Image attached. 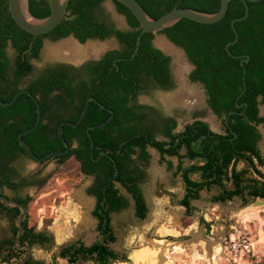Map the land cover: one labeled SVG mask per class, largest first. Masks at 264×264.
<instances>
[{"label":"trees","instance_id":"1","mask_svg":"<svg viewBox=\"0 0 264 264\" xmlns=\"http://www.w3.org/2000/svg\"><path fill=\"white\" fill-rule=\"evenodd\" d=\"M103 1L70 0L66 17L55 29L34 35L14 20L8 0H0V98L8 102L22 88L38 98L41 122L34 131L23 135L36 155L43 157L66 149L58 132L59 125L65 120L78 122L89 96L114 110L109 123L90 130L95 142L92 148L88 127L106 121L111 113L96 101H90L79 126H63V137L70 144L69 152L40 161V168L23 176L19 160L31 157L20 144L18 135L35 125L37 106L26 93L10 106L0 105V186L20 190L35 185L37 173L52 159L59 164L74 159L83 174L93 177L87 192L97 199L93 214L98 219V236L89 245L76 241L61 247L60 256L71 264L79 260H90L94 264L128 261L127 255L111 247L117 240L111 215L130 205L128 197L117 186L120 183L134 201L136 216L141 219L147 216L148 205L141 184L146 177L144 167L150 162L149 147L156 148L163 160L166 156L179 158L176 174H181L185 184L180 204L187 214H191L192 202L201 197L202 191L216 190L213 201L220 203L235 197L242 198L244 205L251 200L264 199V154L259 147L262 134L258 129L259 125L264 126V115L260 113V105L264 104V0L249 2L248 17L236 23L239 39L230 47L231 51L251 56L246 63L247 89L238 101L243 89V66L240 58L228 54L226 44L235 38L232 19L245 13L241 0H231L226 15L218 22L201 23L183 18L161 31L182 46L194 64L190 79L205 88L208 107L221 120L222 132L212 130L201 119L177 131L173 117H165L155 107L139 103V95L150 87L168 89L173 86L171 56L155 46V33H144L136 56L120 60L119 67H114L116 58L131 57L142 27L128 7L114 0L129 25L127 29L117 28L98 7ZM139 1L154 18L176 5L203 12H216L221 5V0ZM30 10L35 17L48 16L49 0H30ZM70 35L82 43L89 38L114 36L120 47L108 50L100 59L79 68L68 65L63 69H49L25 85L26 77L34 70L31 59L40 57L45 38L58 40ZM10 45L16 50L14 59L7 52ZM231 111L235 112L229 115ZM158 134L163 139H157ZM102 150L106 152L101 154ZM168 164L173 167L171 161ZM15 199L28 207L29 198ZM21 212L20 207L0 200V217L9 219L13 232L11 238H0V261L11 263L14 258L23 259L27 253L15 245ZM51 241V236L35 231L27 219L24 220L20 245L33 247L36 243L45 245ZM25 264L48 263L31 257Z\"/></svg>","mask_w":264,"mask_h":264},{"label":"rangeland","instance_id":"2","mask_svg":"<svg viewBox=\"0 0 264 264\" xmlns=\"http://www.w3.org/2000/svg\"><path fill=\"white\" fill-rule=\"evenodd\" d=\"M101 8L118 28H129L126 17L118 11L114 0H105ZM160 40L174 51L162 47ZM154 44L171 56L173 86L165 90L152 86L139 95V102L176 119L177 131L187 123L201 119L209 122L212 130L222 132L221 120L208 107L205 88L190 79L193 65L186 54L162 33H155ZM119 47L115 38L102 41L89 39L81 43L73 36L55 41L47 37L40 57L33 60L34 68L37 72L59 61L78 64ZM8 54L12 58L15 56L11 46L8 47ZM260 113L264 115V104L260 105ZM258 129L262 134L259 147L264 154V126L259 125ZM157 139H163V136L158 134ZM149 153L150 162L144 167L146 177L141 184L148 205L145 218L136 216L131 195L117 183L130 205L111 215L117 237L111 247L127 255L128 261L113 264H247L244 260L234 261L227 248L229 236L240 233L248 235L255 252L264 255V202L255 201L247 207L240 197L225 203L214 202L216 190L202 191L201 197L192 202L191 214H187L186 208L180 204L185 184L181 174H176L179 158L166 156L163 160L160 152L153 147H149ZM168 161L172 162V168ZM38 168L40 163L31 158L19 160L23 176H29ZM35 179L33 186L19 191L5 188V192L9 196L29 198L26 217L29 226L52 238L45 245H33L34 257L48 264H71L59 255L61 247L76 241L89 245L98 236V219L93 214L97 199L87 192L93 178L83 174L74 159L65 164L52 159L41 168ZM11 228L10 221L0 217V238L11 237ZM144 252L149 254L144 257ZM73 264L94 263L79 260Z\"/></svg>","mask_w":264,"mask_h":264},{"label":"water","instance_id":"3","mask_svg":"<svg viewBox=\"0 0 264 264\" xmlns=\"http://www.w3.org/2000/svg\"><path fill=\"white\" fill-rule=\"evenodd\" d=\"M69 1L70 0H49L51 12L46 17H35L32 14V12L30 10V0H8V3H9V10H10L14 20L17 22V24L21 28H23L24 30H26L30 33H33L34 35H38V34H45V33L52 31L64 20V18L66 17V14H67ZM117 1H119L120 3H122L123 5L128 7L133 12V14L136 16V18L138 19V21L141 24L142 30L137 37L136 47H135L131 57L130 58L118 57L113 61V66L116 68L119 67L118 61L133 59L136 56V54L139 52L141 39H142V36L144 33H150V32L159 33L161 31H163L164 29L175 25L179 20H181L183 18H187V19L197 21V22H201V23L218 22L219 20H221L226 15L228 7H229V3L231 0H221L220 8L216 12H203V11H199V10H196L193 8L181 7V6L176 5L174 8L167 11L166 13H164L163 15H161L158 18L152 17L146 11V9L140 3L139 0H117ZM241 1L244 3L245 13L242 16L235 17L234 19H232L231 26H232V29L235 33V38L228 41L226 44V50H227L228 54L232 57L240 58L241 64L243 66V89H242L241 93L238 95L237 101L245 93V91L247 89L246 63L251 59V56L249 54H234L231 51L230 47L232 45H234L239 39V31L237 29L236 23L239 21H242L248 17V15L250 13L249 2H255V1H259V0H241ZM158 48L162 49L161 47H158ZM22 93L28 94L35 101L36 106H37V120H36V123L34 126L20 132L18 135V138H19L20 144L26 149V151L30 155L31 159L36 161V162L44 161V160H46L52 156L63 155V154H67L69 152L70 144L63 137V126L65 124L71 125L73 127L79 126L87 114L90 101H96L102 108L107 109L111 113V116L106 121H104L100 124L91 125L88 127V136L91 140V147L92 148H94L95 142H94V139H93V136H92L90 130L93 128H98V127H102V126L106 125L114 117V110L113 109L107 107L98 98H96L94 96H89L86 99L85 107L83 109V112H82L78 122L74 123L70 120H65L59 125L58 132H59V135L62 138V140L66 146V149L64 151L51 152V153H49L43 157H40L33 152V150L27 145V143L23 139V135L34 131L41 122L42 110H41V105H40L38 98L30 90H28L26 88H22L8 102H5L0 98V105L3 107H7V106L12 105ZM245 105H246V103H245ZM237 106L242 107V104H237ZM233 112H235V111H231L229 113V115L232 114ZM226 122L227 123L229 122V117L227 118ZM207 124L210 127V123L207 122ZM0 128H1V118H0ZM236 135L237 134H235V136ZM105 152H106V150H102L101 154H104ZM95 160H97V159H95ZM3 190H4L3 187L0 186V200H2L5 203L16 205V206L20 207V209L22 211L21 215L18 218V235H17L16 241H15V244L19 248H21V247L26 248L27 254L23 259H21L20 261H16L13 264H25V262L32 255V248L29 245H19V242L21 241V237H22V234L24 231V220L26 219V217L28 215V208L25 205H23L22 203H20L18 200L9 198V197L5 196L4 194H2Z\"/></svg>","mask_w":264,"mask_h":264},{"label":"flooded vegetation","instance_id":"4","mask_svg":"<svg viewBox=\"0 0 264 264\" xmlns=\"http://www.w3.org/2000/svg\"><path fill=\"white\" fill-rule=\"evenodd\" d=\"M104 2V1H103ZM103 2H101L100 4H99V8L100 9H102L101 8V6H102V4H103ZM98 9V8H97ZM110 21H113L111 18H110ZM115 24V23H114ZM116 26V25H115ZM117 27V26H116ZM118 28V27H117ZM159 33H161V32H159ZM162 34H164V33H162ZM165 36H166V38L176 47V48H178V49H180V50H182L185 54H186V51L184 50V48L182 47V46H180V45H178V44H176L175 42H173L166 34H164ZM70 36H73L75 39H77L74 35H70ZM69 37V36H68ZM47 38V37H46ZM48 38H50V39H52L51 37H48ZM65 38H67V37H65ZM109 38H115L116 39V37H114V36H110V37H108V38H105V39H109ZM154 38H155V36H154ZM154 38H153V43H154ZM60 39H63V38H60ZM89 39H97V40H100V41H102V40H105V39H100V38H89ZM88 39V40H89ZM53 40V39H52ZM78 40V39H77ZM117 40V39H116ZM55 41V40H54ZM79 41V40H78ZM11 46V45H10ZM12 47V46H11ZM43 47H44V45H43ZM43 47H42V49H43ZM13 48V47H12ZM14 49V48H13ZM14 51H15V56H16V50L14 49ZM108 51V50H107ZM106 51V52H107ZM7 52H8V48H7ZM166 53V52H165ZM105 53H103L100 57H98V58H89V59H85V60H83L82 62H80V63H78V64H74V63H69V62H64V61H59V62H55V63H52V64H50V65H47V66H45L44 68H42V69H39L37 72L35 71V68H34V70H33V72L31 73V74H29L27 77H26V84L25 85H28L29 83H31L34 79H36L39 75H41L42 73H44V72H46V71H48L49 69H63L64 67L63 66H74V67H77V68H79V67H82L84 64H86L87 62H89V61H91V60H98V59H100L103 55H104ZM167 54V53H166ZM9 55V54H8ZM169 55V54H168ZM15 56L12 58V59H14L15 58ZM187 56V55H186ZM188 58V57H187ZM35 59H38V58H32L31 59V62L33 63V60H35ZM189 60V59H188ZM190 62V61H189ZM191 63V62H190ZM34 64V63H33ZM191 65H193V69H194V64L193 63H191ZM66 70H70V69H66ZM70 72H72V73H74L75 71L73 70V71H71L70 70ZM171 77H172V72H171ZM172 81H173V78H172ZM195 82V81H194ZM158 88H160V89H163V90H165V88H162V87H158ZM140 103V102H139ZM161 112V111H160ZM162 113V112H161ZM163 114V113H162ZM165 117H168V116H166L165 114H163ZM176 120V119H175ZM177 126H178V123H177ZM175 130H177V127L175 128ZM3 187V192H2V194H4L5 196H7V197H9V198H12V199H15L16 197H22V196H19V195H15V196H9L6 192H5V188H8V187H6V186H2ZM9 189H11V190H14V189H12V188H9ZM14 191H19V190H14ZM2 201V200H1ZM8 221H9V219L7 218V217H5ZM11 231H12V228H11ZM36 231V230H35ZM12 236H13V232H12ZM11 236V237H12ZM11 237H6V238H11ZM6 238H1V239H6ZM20 243V242H19ZM71 244V243H70ZM16 245V244H15ZM20 245V244H19ZM24 245H26V244H24ZM40 245H42V244H40ZM68 245V244H67ZM17 246V245H16ZM63 246H65V245H63ZM62 246V247H63ZM19 250H26L27 251V249L26 248H24V247H21V248H19V247H17ZM32 248V247H31ZM33 249V248H32ZM27 254V253H26ZM59 255H60V251H59ZM26 256V255H25ZM31 257H33V258H35L34 257V255H33V250H32V255H31ZM30 257V258H31ZM29 258V259H30ZM28 259V260H29ZM35 259H37V258H35ZM39 260H43V259H39ZM16 261H20V260H18V259H16V258H14L13 260H12V262L11 263H7V262H4V261H0V263H6V264H13L14 262H16Z\"/></svg>","mask_w":264,"mask_h":264},{"label":"built area","instance_id":"5","mask_svg":"<svg viewBox=\"0 0 264 264\" xmlns=\"http://www.w3.org/2000/svg\"><path fill=\"white\" fill-rule=\"evenodd\" d=\"M227 248L234 261L244 260L247 264H264V255L255 252L253 241L248 235L231 234Z\"/></svg>","mask_w":264,"mask_h":264},{"label":"bare ground","instance_id":"6","mask_svg":"<svg viewBox=\"0 0 264 264\" xmlns=\"http://www.w3.org/2000/svg\"><path fill=\"white\" fill-rule=\"evenodd\" d=\"M160 42V44L162 45V47H164L166 50H168V51H170V52H172V51H174L173 49H172V47L171 46H169L166 42H164V41H162V40H160L159 41ZM104 46H105V44H103ZM143 253V252H142ZM149 254V252L148 253H146V252H144V257H145V255L147 256ZM142 259V258H141ZM141 259H139L140 261H141Z\"/></svg>","mask_w":264,"mask_h":264},{"label":"crops","instance_id":"7","mask_svg":"<svg viewBox=\"0 0 264 264\" xmlns=\"http://www.w3.org/2000/svg\"><path fill=\"white\" fill-rule=\"evenodd\" d=\"M92 177V176H91ZM93 178V177H92ZM92 183H93V181H92ZM255 201H260V202H264V199H261V198H258V199H256V200H251L247 205H244V206H248V205H253V203L255 202Z\"/></svg>","mask_w":264,"mask_h":264}]
</instances>
